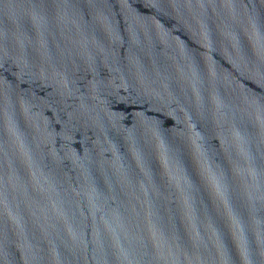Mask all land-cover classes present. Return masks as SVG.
Returning a JSON list of instances; mask_svg holds the SVG:
<instances>
[{"label": "water", "instance_id": "1", "mask_svg": "<svg viewBox=\"0 0 264 264\" xmlns=\"http://www.w3.org/2000/svg\"><path fill=\"white\" fill-rule=\"evenodd\" d=\"M0 264H264V0H0Z\"/></svg>", "mask_w": 264, "mask_h": 264}]
</instances>
